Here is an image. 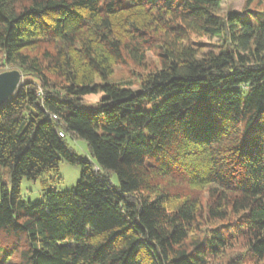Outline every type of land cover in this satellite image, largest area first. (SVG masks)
<instances>
[{
  "label": "trees",
  "instance_id": "trees-1",
  "mask_svg": "<svg viewBox=\"0 0 264 264\" xmlns=\"http://www.w3.org/2000/svg\"><path fill=\"white\" fill-rule=\"evenodd\" d=\"M221 3L0 0V70L23 74L0 108V264H264V0ZM64 159L76 186L25 201Z\"/></svg>",
  "mask_w": 264,
  "mask_h": 264
},
{
  "label": "rangeland",
  "instance_id": "rangeland-1",
  "mask_svg": "<svg viewBox=\"0 0 264 264\" xmlns=\"http://www.w3.org/2000/svg\"><path fill=\"white\" fill-rule=\"evenodd\" d=\"M221 13L226 14L229 10H237L240 11L244 7L245 0H222L221 3ZM222 39L219 37H215L213 39L201 38L197 39V44H202L201 48L203 52H206L210 49L219 50L222 46ZM149 59L153 62H156L157 59L151 52L148 54ZM2 69V68H1ZM12 70V69H6ZM137 69L129 65H117L114 69L113 74L107 79L108 82H129L134 88L138 87L137 80ZM0 72H3L0 70ZM23 79V78H22ZM103 96V92L99 91L96 93L87 94L83 100V107L85 109H93L97 106L99 100ZM68 143L70 147L79 155L87 158L94 159L90 155L88 143L83 138H73L68 136ZM81 166L79 164L70 163L67 160H62L59 164V170L57 177L60 178L59 181L53 182L51 178H55L56 174L54 172H50L41 176L37 179H30L24 177L21 181L20 189L21 194L25 201L27 202H38L43 201L45 199V190L43 188V182H49L50 185H53L56 189L65 191L70 190L76 186L81 177ZM113 180L116 182L117 177L113 175ZM3 183H7L10 185V176L6 168L0 166V200H1V187Z\"/></svg>",
  "mask_w": 264,
  "mask_h": 264
},
{
  "label": "water",
  "instance_id": "water-1",
  "mask_svg": "<svg viewBox=\"0 0 264 264\" xmlns=\"http://www.w3.org/2000/svg\"><path fill=\"white\" fill-rule=\"evenodd\" d=\"M23 74L18 69H12L0 72V108L17 91Z\"/></svg>",
  "mask_w": 264,
  "mask_h": 264
},
{
  "label": "built area",
  "instance_id": "built-area-1",
  "mask_svg": "<svg viewBox=\"0 0 264 264\" xmlns=\"http://www.w3.org/2000/svg\"><path fill=\"white\" fill-rule=\"evenodd\" d=\"M60 135H62V136H63V135H64V134H63V132H60Z\"/></svg>",
  "mask_w": 264,
  "mask_h": 264
}]
</instances>
